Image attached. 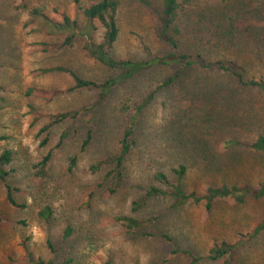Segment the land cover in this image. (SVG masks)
<instances>
[{"label":"rangeland","instance_id":"obj_1","mask_svg":"<svg viewBox=\"0 0 264 264\" xmlns=\"http://www.w3.org/2000/svg\"><path fill=\"white\" fill-rule=\"evenodd\" d=\"M87 1L44 0L48 23L29 15L34 1L0 0V153L14 152L0 180V264H31L30 258L54 264H264V228L254 233L264 223V197L216 199L206 207L210 188L264 185V153L250 147L264 137V93L239 85L234 75L264 82V0H190L179 12V53L223 63L229 71L181 72L179 65L156 64L132 77L89 59L82 35L66 49L45 50L44 44L67 35L52 31L50 22L66 16L83 27ZM120 3L111 56L147 62L167 55L156 31L161 1ZM94 24L98 44L102 29ZM57 67L96 84L119 80L101 102L85 88L51 101L24 96L27 88L72 87L68 73L42 72ZM30 106L42 116L37 122ZM66 112L75 115L51 124L42 145L49 117ZM131 117L133 146L115 183L112 160ZM47 154L41 175L36 165ZM180 164L187 168L182 191L199 202L172 194L145 197L154 171L175 182L169 170ZM5 185L23 208L7 204ZM44 208L51 211L47 220L38 216ZM120 216L145 222L128 228L116 220ZM221 243L232 252L212 260L209 250Z\"/></svg>","mask_w":264,"mask_h":264},{"label":"trees","instance_id":"obj_2","mask_svg":"<svg viewBox=\"0 0 264 264\" xmlns=\"http://www.w3.org/2000/svg\"><path fill=\"white\" fill-rule=\"evenodd\" d=\"M30 1H34L35 5L30 9L29 15L34 18H41L44 21L49 23V19L44 14L45 4L44 0H20V3L26 4ZM77 2L78 0H74ZM161 9L158 15V27H157V36L162 42H164L170 52L167 55L153 58L147 62H133L130 60H116L111 56V51L115 46L118 37H119V26L117 22V15L120 6V0H88L82 7V15L84 17L85 25L79 27L77 22L71 21L68 17L64 16L62 23L55 24L50 22L52 31L66 32V37L62 42L55 44H44L45 50L47 52L66 49V47L72 46L73 40L76 35H82L84 38L83 50L86 56L97 61L99 64L113 70H119L122 74L132 77L137 72L144 70L152 65H179L181 67V72L186 71L188 68L198 67L201 71H229V68L226 67L223 63L216 62L211 63L204 60L200 55L191 57L190 55H183L179 53L178 42L175 39L179 33L178 26L176 24L180 10L187 4L190 0H160ZM213 1V0H209ZM99 26L102 29L101 40L98 44H95L92 40V31L96 30V26ZM51 31V32H52ZM58 34V33H56ZM51 71H60L66 72L70 75L72 79V87L68 88L65 91L57 90H45L41 88H27L24 91L25 97H34L37 99H42L45 101L53 100L59 93H67L78 89H90L97 92L98 100L101 102L104 97L109 93L110 89L114 84L119 80L118 77L110 78L104 81L101 84H96L95 82L84 80L80 78L75 72L67 70L63 67H57L54 69H44L42 72H51ZM237 83L239 85L248 87V88H257L262 93H264V82L262 80H249L245 81L242 73H234ZM174 78V77H173ZM173 78L169 79L167 82L171 81ZM5 92V88L0 86V95ZM149 96L148 99L151 98ZM142 105L138 107V111L142 109ZM29 114L32 116V121L37 122L42 118V116L33 108L29 107ZM75 113H59L50 116V124L46 125L41 129V133H45V139L43 144L48 141L49 128L51 124H58L70 118H73ZM134 117H131L126 123V127L122 133L121 139L118 142V155L114 157L113 162V180L115 183H118L123 178V166L124 160L131 152L133 142L131 141V133L134 126ZM90 136L83 142V148L89 143ZM250 147L257 152L264 153V137L258 136L257 139L251 143ZM14 152L12 149H5L0 153V180L4 181L7 176V172L4 170V167L11 164L13 160ZM50 154H47L43 160L36 165L39 168V172L43 175L44 166L49 160ZM75 158L71 159V166H74ZM170 173L176 177L175 182H171L168 179L166 173L162 171H154L150 176L152 184L145 191V197L158 198L165 196L167 194H172L174 198L179 201H193L199 202L200 199L196 197L193 193L185 194L181 188V181L187 174V168L180 164L175 168H171ZM112 180V181H113ZM6 189V201L7 204L13 207H21L24 205L18 206L14 195L13 189L10 185H5ZM115 192V190H111ZM251 194L254 198L264 197V185H260L257 189H249L247 186L231 188L222 187V188H210L208 191V196L206 197V207L209 208L212 205V202L216 199L222 198H234L237 201H241L244 196ZM50 210L48 208L41 209L38 212V216L47 220L50 215ZM119 222H122L128 228H137L142 226L145 221H139L130 217H118L116 219ZM264 228V223L259 225L254 233H258ZM71 229L66 228L64 231V236H70ZM47 247L52 251L53 246L50 240L46 241ZM232 252V247L226 243H221L220 245L214 246L209 250V257L212 260H217L227 254ZM31 264H54L52 260L42 261L41 259H32L30 258Z\"/></svg>","mask_w":264,"mask_h":264}]
</instances>
